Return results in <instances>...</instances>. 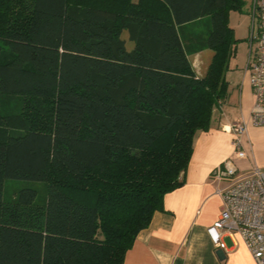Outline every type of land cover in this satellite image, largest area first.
Listing matches in <instances>:
<instances>
[{
	"label": "trees",
	"instance_id": "obj_1",
	"mask_svg": "<svg viewBox=\"0 0 264 264\" xmlns=\"http://www.w3.org/2000/svg\"><path fill=\"white\" fill-rule=\"evenodd\" d=\"M245 4L0 0V264H124L228 97Z\"/></svg>",
	"mask_w": 264,
	"mask_h": 264
},
{
	"label": "crops",
	"instance_id": "obj_2",
	"mask_svg": "<svg viewBox=\"0 0 264 264\" xmlns=\"http://www.w3.org/2000/svg\"><path fill=\"white\" fill-rule=\"evenodd\" d=\"M247 10L246 22L251 24V34L256 33L252 2ZM208 51L197 54V62L211 63L214 53L210 57ZM238 84L230 80L228 97L215 108L211 128L197 134L192 159L181 176L183 185L166 195L164 212H156L149 227L139 233L124 264H257L240 238L237 246L229 239L228 251L224 252L208 234V228L220 217L219 191L226 185V181L213 178L214 171L226 163L239 174L256 167L264 170V126L252 122L255 97L247 74L242 85ZM238 122L247 126L239 150L231 132Z\"/></svg>",
	"mask_w": 264,
	"mask_h": 264
},
{
	"label": "built area",
	"instance_id": "obj_3",
	"mask_svg": "<svg viewBox=\"0 0 264 264\" xmlns=\"http://www.w3.org/2000/svg\"><path fill=\"white\" fill-rule=\"evenodd\" d=\"M252 17L257 32L250 37V53L247 71L255 97L252 122L264 126V0H251ZM235 135L234 146L239 150L240 138L247 132L244 123H235L231 128ZM217 181H226L220 189L221 214L217 222L208 228L215 246L228 251L226 239L237 246L240 238L257 264H264V170L258 167L247 174H239L226 163L212 174Z\"/></svg>",
	"mask_w": 264,
	"mask_h": 264
},
{
	"label": "rangeland",
	"instance_id": "obj_4",
	"mask_svg": "<svg viewBox=\"0 0 264 264\" xmlns=\"http://www.w3.org/2000/svg\"><path fill=\"white\" fill-rule=\"evenodd\" d=\"M245 7L244 10L241 12L232 11L230 14L232 17V21L230 18V25L231 28H234V34L235 37L238 39H243L241 41H238L235 45V53L232 57L229 68L226 71V81L229 84L230 80H234L236 82H239L238 85H242L244 77L247 74V77L250 81V71H247V65H248V59H249V53H250V36H251V24L250 22H246V17L249 16L248 14V6L251 4V0H245ZM122 38L126 41V47L128 51H132L135 47L134 43L129 40V34L128 32H124L122 35ZM235 38V39H236ZM210 54V57L213 55V51H208ZM197 55V54H196ZM196 55L191 56L192 65L194 70L196 71L197 75L199 77H203L207 69L210 65V60H205L202 63L197 62ZM247 72V73H246ZM251 84V83H250ZM252 87V86H251ZM230 87L228 88L229 92ZM18 105V102H14L10 105V108L16 109ZM243 173V172H242ZM33 184L31 182L27 181H19V180H7L6 186H5V193L4 198L6 200L11 199V197L21 188L25 187H31ZM226 244H229L230 240H225Z\"/></svg>",
	"mask_w": 264,
	"mask_h": 264
}]
</instances>
